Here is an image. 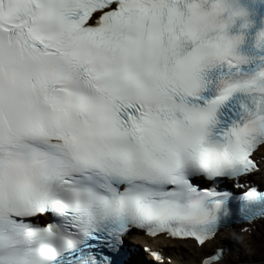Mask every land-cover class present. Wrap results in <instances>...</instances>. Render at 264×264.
Returning <instances> with one entry per match:
<instances>
[{"label": "snow or ice", "instance_id": "obj_1", "mask_svg": "<svg viewBox=\"0 0 264 264\" xmlns=\"http://www.w3.org/2000/svg\"><path fill=\"white\" fill-rule=\"evenodd\" d=\"M246 15L234 0H0V264H140L133 229L202 246L234 216L264 219V188L218 187L261 170L264 29L255 55L229 33Z\"/></svg>", "mask_w": 264, "mask_h": 264}, {"label": "bare ground", "instance_id": "obj_2", "mask_svg": "<svg viewBox=\"0 0 264 264\" xmlns=\"http://www.w3.org/2000/svg\"><path fill=\"white\" fill-rule=\"evenodd\" d=\"M261 152H264V147L262 148ZM256 230L261 232L264 230V219L260 220L256 223ZM255 230L250 235L249 232H241L239 229H231L229 231H223L218 236H216L212 241L205 243L202 247H196L192 240L186 241H167L162 240L165 245L168 246H176V250L174 255H176L174 264H201V258L205 256L206 253L210 249H215L217 246H220L224 243L226 246L233 247L238 246L237 244H247V240L249 236H253L255 234ZM160 239L157 238L156 242ZM236 254V253H235ZM239 257H241L239 255ZM148 259L150 257H147ZM135 261L143 263L142 259L136 258ZM241 259L236 260L231 254H227L225 259L218 262L217 264H239Z\"/></svg>", "mask_w": 264, "mask_h": 264}, {"label": "rangeland", "instance_id": "obj_3", "mask_svg": "<svg viewBox=\"0 0 264 264\" xmlns=\"http://www.w3.org/2000/svg\"><path fill=\"white\" fill-rule=\"evenodd\" d=\"M248 239H250V244L248 243V247L244 248V253L246 254L244 255V253L236 250L234 257H238L239 253L240 256H245L239 264H264L262 260V256H264V230L261 232L257 231L253 236H249Z\"/></svg>", "mask_w": 264, "mask_h": 264}]
</instances>
